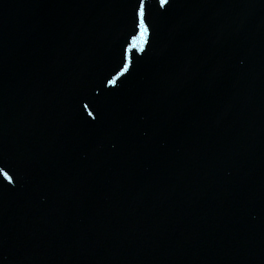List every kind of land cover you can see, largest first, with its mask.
Masks as SVG:
<instances>
[{"label": "water", "instance_id": "water-1", "mask_svg": "<svg viewBox=\"0 0 264 264\" xmlns=\"http://www.w3.org/2000/svg\"><path fill=\"white\" fill-rule=\"evenodd\" d=\"M0 264H264V0H0Z\"/></svg>", "mask_w": 264, "mask_h": 264}, {"label": "snow or ice", "instance_id": "snow-or-ice-1", "mask_svg": "<svg viewBox=\"0 0 264 264\" xmlns=\"http://www.w3.org/2000/svg\"><path fill=\"white\" fill-rule=\"evenodd\" d=\"M165 2H166V0H161V3H165ZM140 15H141V16L144 15V11H143V9H141ZM141 27H143V21H141ZM142 35H143V33H142ZM125 67H127V65H125Z\"/></svg>", "mask_w": 264, "mask_h": 264}]
</instances>
